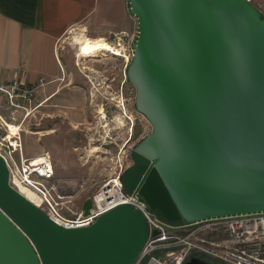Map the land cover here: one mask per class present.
Masks as SVG:
<instances>
[{
    "label": "water",
    "instance_id": "obj_1",
    "mask_svg": "<svg viewBox=\"0 0 264 264\" xmlns=\"http://www.w3.org/2000/svg\"><path fill=\"white\" fill-rule=\"evenodd\" d=\"M128 2L138 35L126 77L152 131L124 186L170 222L264 211V15L247 0ZM149 233L128 203L59 224L10 185L0 156V264H135Z\"/></svg>",
    "mask_w": 264,
    "mask_h": 264
},
{
    "label": "built area",
    "instance_id": "obj_2",
    "mask_svg": "<svg viewBox=\"0 0 264 264\" xmlns=\"http://www.w3.org/2000/svg\"><path fill=\"white\" fill-rule=\"evenodd\" d=\"M247 1L261 11V3ZM131 51L130 56L132 46ZM45 84L41 78L38 86ZM36 88L23 84L18 71L10 82L0 84V97L5 96L6 108L12 109L10 122L18 126L17 133H10L9 120L0 110V156L8 166L10 185L17 190L24 186L34 191L40 200L35 204L52 219L65 227L89 226L108 210L128 203L144 214L150 230L135 264H184L193 256L219 264H264V211L170 222L151 210L137 189H126L123 168L86 195V181L58 175L49 151L38 157L25 155L22 123L14 112L25 110L29 114ZM88 199L91 206L86 213L84 205Z\"/></svg>",
    "mask_w": 264,
    "mask_h": 264
},
{
    "label": "rangeland",
    "instance_id": "obj_3",
    "mask_svg": "<svg viewBox=\"0 0 264 264\" xmlns=\"http://www.w3.org/2000/svg\"><path fill=\"white\" fill-rule=\"evenodd\" d=\"M86 36L95 39L83 26H76L60 42L67 50L70 77L59 85L69 84L70 97L47 100L41 106L33 103L29 116L25 110L14 114L22 123L25 155L48 150L58 175L85 180L87 195L131 162L132 148L152 131V125L136 110V88L126 79L134 42L119 40L122 55L98 53L91 45L84 51L76 41ZM67 89L61 94L67 95ZM48 95L47 91L45 98ZM7 105L1 96L0 110L10 122L12 109Z\"/></svg>",
    "mask_w": 264,
    "mask_h": 264
},
{
    "label": "crops",
    "instance_id": "obj_4",
    "mask_svg": "<svg viewBox=\"0 0 264 264\" xmlns=\"http://www.w3.org/2000/svg\"><path fill=\"white\" fill-rule=\"evenodd\" d=\"M254 1L261 3L264 15V0ZM76 26L116 45L124 38L133 43L138 35V19L128 0H0V84L18 71L23 84L37 87L33 103L69 98V84L59 85L70 77L67 50L60 42ZM41 78L43 87L38 86ZM64 88L67 95L61 94Z\"/></svg>",
    "mask_w": 264,
    "mask_h": 264
},
{
    "label": "bare ground",
    "instance_id": "obj_5",
    "mask_svg": "<svg viewBox=\"0 0 264 264\" xmlns=\"http://www.w3.org/2000/svg\"><path fill=\"white\" fill-rule=\"evenodd\" d=\"M76 41H78L79 44L83 45L84 51H87L89 48V45L93 46L98 53H104V52H110L115 55H122V48L119 45L113 44L110 41H108L104 37H97L95 39H90L87 36L85 38H76ZM7 123L10 125L11 132L10 133H17L18 126L17 124L13 122L7 121ZM38 157V156H36ZM20 192H22L28 199H30L34 203H39V198L37 195L32 191L30 188L20 186L19 189Z\"/></svg>",
    "mask_w": 264,
    "mask_h": 264
},
{
    "label": "flooded vegetation",
    "instance_id": "obj_6",
    "mask_svg": "<svg viewBox=\"0 0 264 264\" xmlns=\"http://www.w3.org/2000/svg\"><path fill=\"white\" fill-rule=\"evenodd\" d=\"M45 88V87H44ZM43 103H45L44 101L43 102H41L40 103V105H42ZM44 105V104H43ZM133 149H134V147L132 148V150H131V153H130V160H131V162L129 163V164H127L124 168H123V170H125L127 167H129L131 164H132V152H133ZM187 262V261H186ZM186 262L184 263V264H186ZM213 263H215V262H213ZM217 264H219V263H217Z\"/></svg>",
    "mask_w": 264,
    "mask_h": 264
},
{
    "label": "trees",
    "instance_id": "obj_7",
    "mask_svg": "<svg viewBox=\"0 0 264 264\" xmlns=\"http://www.w3.org/2000/svg\"><path fill=\"white\" fill-rule=\"evenodd\" d=\"M126 79L128 80V78L126 77Z\"/></svg>",
    "mask_w": 264,
    "mask_h": 264
}]
</instances>
